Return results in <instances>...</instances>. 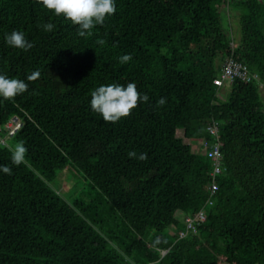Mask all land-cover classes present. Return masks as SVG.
Returning <instances> with one entry per match:
<instances>
[{
	"label": "trees",
	"instance_id": "obj_1",
	"mask_svg": "<svg viewBox=\"0 0 264 264\" xmlns=\"http://www.w3.org/2000/svg\"><path fill=\"white\" fill-rule=\"evenodd\" d=\"M225 2L240 10L237 41L223 25ZM115 5L85 39L35 0H0V74L29 84L14 101L0 98V134L19 117L12 141L28 149L26 163L15 166L0 143V165L12 169L0 171V264H264V0ZM48 22L56 26L51 33L42 30ZM14 30L34 47L7 45ZM125 54L133 59L121 64ZM227 55L260 78L235 79L222 98L214 78ZM37 70L40 78L27 81ZM128 82L149 101L105 123L90 108L91 91ZM160 98L166 103L157 107ZM213 119L227 170L198 232L179 238L172 226L183 228V215L208 195L213 165L201 139L210 137ZM132 151L147 160L129 157ZM68 165L101 192L112 220L50 184Z\"/></svg>",
	"mask_w": 264,
	"mask_h": 264
},
{
	"label": "clouds",
	"instance_id": "obj_2",
	"mask_svg": "<svg viewBox=\"0 0 264 264\" xmlns=\"http://www.w3.org/2000/svg\"><path fill=\"white\" fill-rule=\"evenodd\" d=\"M41 4L48 12L53 13L57 17H63L70 21L72 25L77 27V35L87 39L93 35V29L98 25L103 26L106 19L116 13L115 0H35ZM56 26L52 22L42 25V30L51 33ZM5 41L7 45L24 51H29L34 47L29 42L23 31H12L6 34ZM96 43L104 46L106 41L97 39ZM133 57L131 54H125L119 57L121 64H128ZM41 76L37 70L27 76V81L35 82ZM29 84L24 80L16 78H8L0 74V98L4 101H14L28 91ZM141 100L145 103L149 101L147 94L143 96L138 91L134 82H128L127 85L108 84L101 85L91 91L90 108L93 112L102 116L105 123L116 124L124 118L132 115ZM166 103L165 98H160L156 105L161 107ZM5 148L11 153V163L20 166L26 163L27 147L22 141H17L14 145L4 144ZM129 157L136 158L140 161L147 160V153L137 156L132 151L128 153ZM0 171L4 174L12 175V169L7 165H0ZM127 259V257H125Z\"/></svg>",
	"mask_w": 264,
	"mask_h": 264
},
{
	"label": "built area",
	"instance_id": "obj_3",
	"mask_svg": "<svg viewBox=\"0 0 264 264\" xmlns=\"http://www.w3.org/2000/svg\"><path fill=\"white\" fill-rule=\"evenodd\" d=\"M260 75L258 72L252 71L248 64L244 61L236 59L233 55H227L223 61H221V69L218 75L214 78V82L217 85L223 86L226 83H232L235 79H241L245 81L258 80ZM23 121L15 116L7 124L6 134L13 137L16 132L21 128ZM0 124V130H2ZM207 131L210 137H204L201 139L202 147L207 151L212 161V169L210 171V181L208 183V195L204 205L196 212L183 215L184 227L180 228L172 226L171 230L179 237H185L191 233L198 232V226L201 224L207 216V207L213 205L215 197L217 195L219 187V176L224 174L227 170L225 164L224 152L222 150V142L220 137V121L213 119L207 125ZM0 143L8 144L5 138L0 134ZM167 249H162V253L165 254Z\"/></svg>",
	"mask_w": 264,
	"mask_h": 264
},
{
	"label": "rangeland",
	"instance_id": "obj_4",
	"mask_svg": "<svg viewBox=\"0 0 264 264\" xmlns=\"http://www.w3.org/2000/svg\"><path fill=\"white\" fill-rule=\"evenodd\" d=\"M220 11L224 28L230 35H233L237 41L241 37L240 10L238 8H233L230 3L225 2L220 7ZM258 86L264 101V83L259 81ZM229 90L230 83L221 86L220 96L222 98H227ZM178 135H184L183 128L178 130ZM2 136L8 144L14 145L10 135L4 132ZM50 184L69 201L81 198L86 203L93 202L97 205L98 209L112 220L111 216H109L111 212L109 211L110 205L105 202V198L101 196V192L94 187L84 176L83 172L74 165H68L66 168L58 170L56 177L54 180L50 181Z\"/></svg>",
	"mask_w": 264,
	"mask_h": 264
}]
</instances>
